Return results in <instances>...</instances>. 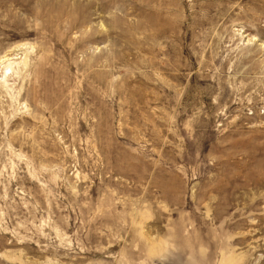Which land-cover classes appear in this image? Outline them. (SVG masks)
<instances>
[{
    "label": "rangeland",
    "instance_id": "1",
    "mask_svg": "<svg viewBox=\"0 0 264 264\" xmlns=\"http://www.w3.org/2000/svg\"><path fill=\"white\" fill-rule=\"evenodd\" d=\"M7 56L0 264H264V0H0Z\"/></svg>",
    "mask_w": 264,
    "mask_h": 264
},
{
    "label": "bare ground",
    "instance_id": "2",
    "mask_svg": "<svg viewBox=\"0 0 264 264\" xmlns=\"http://www.w3.org/2000/svg\"><path fill=\"white\" fill-rule=\"evenodd\" d=\"M15 63L16 61H14L13 58L9 56H7V58L3 57L0 59V68H1L0 77H2L1 80H3V78H6L8 74H11L13 72V69H14L13 65Z\"/></svg>",
    "mask_w": 264,
    "mask_h": 264
}]
</instances>
